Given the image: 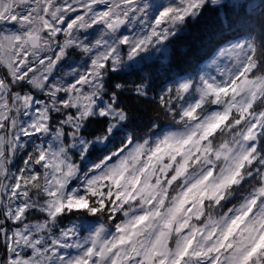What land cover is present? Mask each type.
Listing matches in <instances>:
<instances>
[{"label":"snow or ice","instance_id":"6c2138e0","mask_svg":"<svg viewBox=\"0 0 264 264\" xmlns=\"http://www.w3.org/2000/svg\"><path fill=\"white\" fill-rule=\"evenodd\" d=\"M207 10L232 37L139 134ZM0 264H264V0H0Z\"/></svg>","mask_w":264,"mask_h":264},{"label":"trees","instance_id":"16d2710c","mask_svg":"<svg viewBox=\"0 0 264 264\" xmlns=\"http://www.w3.org/2000/svg\"><path fill=\"white\" fill-rule=\"evenodd\" d=\"M234 26L226 17L213 10H207L196 21L192 22L170 46V53L148 64V69L153 74L152 87L155 90L150 93L147 101L125 95L122 103L128 108L131 127L139 134H143L153 124L166 127L171 124L166 119L158 105L151 100V96L158 93L173 77L190 71L191 67H203L206 57L218 45L232 37ZM124 80L132 81L138 79L135 72L120 73L114 75V82ZM95 159V157H93ZM73 219H75L73 217Z\"/></svg>","mask_w":264,"mask_h":264},{"label":"rangeland","instance_id":"374dc122","mask_svg":"<svg viewBox=\"0 0 264 264\" xmlns=\"http://www.w3.org/2000/svg\"><path fill=\"white\" fill-rule=\"evenodd\" d=\"M74 59H78V57H74ZM206 63H207V61L205 62V64H206ZM205 64H204V65H205ZM204 65H203V66H204ZM17 164H18V165H21V164H22V161H19V160H18V161H17Z\"/></svg>","mask_w":264,"mask_h":264}]
</instances>
